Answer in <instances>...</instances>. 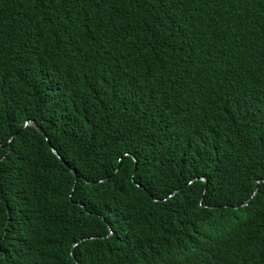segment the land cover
I'll return each mask as SVG.
<instances>
[{
  "label": "trees",
  "instance_id": "16d2710c",
  "mask_svg": "<svg viewBox=\"0 0 264 264\" xmlns=\"http://www.w3.org/2000/svg\"><path fill=\"white\" fill-rule=\"evenodd\" d=\"M11 137L0 264H264V0H0Z\"/></svg>",
  "mask_w": 264,
  "mask_h": 264
},
{
  "label": "clouds",
  "instance_id": "9594fccd",
  "mask_svg": "<svg viewBox=\"0 0 264 264\" xmlns=\"http://www.w3.org/2000/svg\"><path fill=\"white\" fill-rule=\"evenodd\" d=\"M185 64H189V63L178 62V63L175 64V66H183ZM190 64H191L192 68H194L196 70V72L198 73V75L201 78L207 79V69H206L205 65L202 62L197 61V60H194V61H191ZM188 75H189V69H187L186 67L181 68L180 70H176L174 73H172V79H173V81H171V82H173V84H171V85H173V87H178V88L186 89V87H185V79H186V77ZM197 108H198V105L197 104L187 105V104H184V103H179L176 100V105L170 111L169 117H167V120H166V122L164 124V129H168L172 133H178L179 131L184 130L187 122L190 121V120H193L195 118V115H196V112H197ZM32 123H35V122L34 121H29V122H27L25 124V126L31 125V126L36 127L39 130L40 127L35 126ZM21 131H19V132H21ZM42 135L45 138L47 137L45 133L42 134ZM46 141L48 143L50 142V140L48 139V137L46 138ZM3 144H5V143H3ZM50 144H51V142H50ZM66 166H68V165H66ZM201 181L204 182V183H206V180H204V179H202ZM206 185H207V183H206ZM174 196H172V197H174ZM26 251H29V247H26Z\"/></svg>",
  "mask_w": 264,
  "mask_h": 264
},
{
  "label": "water",
  "instance_id": "95a60500",
  "mask_svg": "<svg viewBox=\"0 0 264 264\" xmlns=\"http://www.w3.org/2000/svg\"><path fill=\"white\" fill-rule=\"evenodd\" d=\"M33 125L37 126L35 123H32ZM39 131L44 134L43 130L41 128H39ZM20 133V132H19ZM47 138V137H46ZM13 140V137L5 144H0V148H6L10 145L11 141ZM49 145L51 146L52 148V152L62 161V163H64L65 165H67V163L62 160L61 156L59 155V153L53 148V146L50 144L49 142ZM74 176L77 177V174L75 172H73Z\"/></svg>",
  "mask_w": 264,
  "mask_h": 264
}]
</instances>
